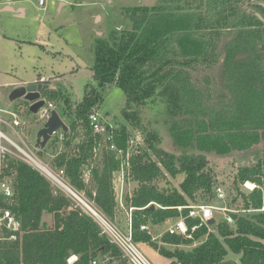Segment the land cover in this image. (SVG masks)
Returning <instances> with one entry per match:
<instances>
[{
	"label": "trees",
	"instance_id": "16d2710c",
	"mask_svg": "<svg viewBox=\"0 0 264 264\" xmlns=\"http://www.w3.org/2000/svg\"><path fill=\"white\" fill-rule=\"evenodd\" d=\"M244 1L157 0L152 6H124L121 18L129 26L111 28L107 37L96 38L90 67L95 82L86 84L84 96L74 107V118L67 123L68 130L62 131L64 148L54 155L52 164L63 170L69 185L82 191L110 219L118 208L113 176L121 160L109 148V141L92 132L88 122L105 85L122 90V114L135 125L140 121L137 109L160 99L174 118L169 128L172 136L180 139V146L192 143L203 152L227 153L264 139V21L259 17L264 16V8L254 5L263 15L246 13L239 9ZM232 28L236 31L226 44L221 69L229 96L218 99L206 85L194 82L193 71L216 60L213 54L218 56V40L224 30ZM238 53L245 57L237 59ZM203 81L207 83L208 78L203 77ZM56 92L46 89L43 96L58 98ZM58 108L63 119L68 118L63 104ZM117 124L111 142L126 150L129 133L125 125ZM57 136L52 138L53 145L59 140ZM158 140L155 131L146 132V148L129 159L128 176L137 183L125 197V205L132 208L133 240L156 249L169 259L167 264H264V156L237 169L233 180L234 198L240 196L241 208L253 210L251 215L232 213V223H214L217 233L209 232L190 250L158 247L146 231L140 230L143 223L158 224L185 215L187 209L179 211L176 206L195 201L198 192L215 196V173L205 154L175 156L159 148ZM148 150L158 162L149 160ZM162 168L173 177L183 174L178 188L159 189L154 184ZM87 171L89 177L85 179ZM1 177L8 179L12 195L8 203L0 200V204L11 210L19 227L1 229L0 264H91L93 260L97 263L99 256L125 261L93 218L38 170L7 154ZM245 181L255 184L248 193L239 189V183ZM44 212L51 214V225L41 221ZM193 223L196 220L186 219L188 227ZM206 232L205 225L194 231L192 238L166 232L161 241L190 244ZM228 250L239 255L238 261L224 259ZM72 256L76 259L69 261Z\"/></svg>",
	"mask_w": 264,
	"mask_h": 264
},
{
	"label": "rangeland",
	"instance_id": "374dc122",
	"mask_svg": "<svg viewBox=\"0 0 264 264\" xmlns=\"http://www.w3.org/2000/svg\"><path fill=\"white\" fill-rule=\"evenodd\" d=\"M251 2L264 5V0H251ZM155 3L157 0H46L44 5H39L38 0H0V116L11 121L12 117L4 111L12 109L18 113V119L21 121L19 126L21 128H17L18 133L4 124H1V131L24 150L34 153L43 165L57 172L59 169L54 167L52 159L60 149L64 148L61 142L63 140L57 136L58 145H53L52 140H49L43 148H35L36 133L44 122L38 118V114L29 111L27 100L23 98L10 100V92L15 87L33 82L46 83L49 89L57 91L58 98L56 96L50 100L55 106L63 104L68 118L62 120L67 124L70 118H74V107L84 96L86 84L95 82L90 67L94 61L96 38L107 37L111 28L123 29L129 26L128 22L121 18V9L124 6H152ZM5 4L11 5L12 10L3 8ZM244 7L254 10L250 3H244ZM19 8L23 9V12L19 11ZM235 31V28L224 30L225 34L219 38L215 51L218 56L213 54V59L216 60L209 66L198 65L193 71L194 82L197 85H206V89H209L211 94L218 99L229 96L221 69L224 65L226 44L233 38ZM236 57L240 59L243 55L238 53ZM203 77L208 78L207 83L203 81ZM101 92L102 99L96 107V112L115 126L117 123L125 125L129 137L134 135L130 143H128L129 138L127 140L129 157L146 148L144 139L148 131H155L158 134V147L167 153L178 156L181 153L202 152L208 159L209 167L215 173L216 183L221 185L225 191V199L217 200L215 196L209 198L208 195L198 192L195 201H190V205L210 204L226 207L234 210L237 215L254 213L253 210L248 211L241 208L240 196L234 198L236 189L233 186V180L237 169L255 164L264 156V139H260L246 149L232 150L227 153L203 152L192 143L180 146L177 142L180 139L174 138L169 128L174 118L173 116L170 118L171 116L160 99H155L150 105L137 109L140 121L138 125H135L127 121L122 114L125 100L119 87L111 84L105 85ZM214 103H217L216 99ZM57 110L60 109L57 108ZM36 118L38 120H35ZM78 138H74L75 141H78ZM2 142L13 153H17L15 147L4 139ZM100 147L96 148L98 154ZM37 149H41L39 151L43 157L38 154ZM147 153L149 160L158 162V158L150 150ZM61 176L66 180L64 175ZM88 177L89 174L85 176V179ZM182 178L183 174L173 177L162 168V173L154 180V184L159 189H174L179 187ZM113 179L117 188H121L122 185L124 187L120 189L121 191H117L118 208L115 217L113 219L107 217L126 232L131 224V210L125 205V197L132 192L137 183L129 178L127 167L116 171ZM251 184L254 183L250 181L239 183V189L248 193L253 189H250ZM53 186L64 192L60 185L55 183ZM79 192L85 195L82 191ZM75 204L80 206L77 202ZM215 217L222 218V213L216 212ZM41 221L51 225V214L44 212ZM175 222V218H167L158 224H144L148 225L151 232L149 235L158 247L165 246L172 250L176 247L190 250L203 241L209 232L217 233L215 224L207 228L204 235L195 238L190 244L176 245L162 242L161 237L166 233V229ZM138 246L145 257L155 263V251L157 250L148 244L138 243ZM238 258L239 255L230 250L224 257V259L235 261H238ZM96 261V264H129L126 259L124 261L122 258L111 259L99 256Z\"/></svg>",
	"mask_w": 264,
	"mask_h": 264
},
{
	"label": "built area",
	"instance_id": "2783aa9c",
	"mask_svg": "<svg viewBox=\"0 0 264 264\" xmlns=\"http://www.w3.org/2000/svg\"><path fill=\"white\" fill-rule=\"evenodd\" d=\"M46 0H38L39 5H44ZM53 109V104L51 102H45V104L39 108L37 114L38 118L42 119L43 122L47 120V118L51 114V110ZM1 111V109H0ZM10 117H12L11 121L4 119L0 116V200L5 203H8L10 197L12 195V188L7 178L1 177V168L4 162V158L7 154H13L17 158L21 159L31 167L38 170L41 174H43L53 185H60L62 189H64L65 194L73 200V202H77L81 208H83L97 223L100 228L102 234L106 235L111 243L116 245L121 251L123 257L129 264H156L151 262L138 246V243L133 240L132 232H131V224H129V228L126 232L122 231L119 227H117L100 209H98L92 202H90L86 197H84L78 190L69 185L61 175H63V170L59 169L57 172L53 171L49 167L45 166L48 170H43L39 165H37L36 160H41L32 152L24 150L18 144H16L13 140H11L8 136H6L1 131V124H4L8 127H18L21 124L20 119L13 111H4ZM88 122L90 128L94 134H99L105 141H109V148L115 152V155L121 159L120 169L123 167H127L129 170L130 161L127 148L123 150L121 148H117L113 142H111L114 135V124L109 123L107 120L102 118L97 112L96 109L88 114ZM55 134L58 135L60 139H63V133L61 130H58ZM134 135L129 137L128 143H130V139H133ZM5 140L7 143L16 148L17 153H13L8 147H6L2 140ZM128 147V146H127ZM19 153V154H18ZM42 163V162H41ZM50 169V170H49ZM119 169V170H120ZM88 172V171H87ZM88 176V173H86ZM247 185V183H246ZM250 186V184H249ZM255 184H251L250 189L254 188ZM214 195L217 200L225 199V191L221 187V185L217 184L213 189ZM176 208L181 211L186 208L187 212L185 215H180L176 222L170 225L166 232L170 234H178L182 235L186 238H192V233L196 231L202 225H205L206 228H210L214 223L219 221H225L227 223L233 222L234 210L228 209L226 207H218L210 204H195V205H181L176 206ZM132 210V208H129ZM216 212L222 213V218L217 219L215 217ZM192 218L196 220V223H193L190 227L186 224V219ZM210 219H214L213 224H209L208 221ZM19 227L18 221L15 219L11 210L4 204H0V235L1 229L7 228L10 230H17ZM140 230L146 231L148 234H151L149 231V227L147 224H141ZM12 239H15V235H11ZM91 264H96L95 260L91 262Z\"/></svg>",
	"mask_w": 264,
	"mask_h": 264
},
{
	"label": "water",
	"instance_id": "95a60500",
	"mask_svg": "<svg viewBox=\"0 0 264 264\" xmlns=\"http://www.w3.org/2000/svg\"><path fill=\"white\" fill-rule=\"evenodd\" d=\"M46 89H48L47 84L41 81L33 82L25 86H18L10 92L9 99L12 101L18 98L27 100L30 103L28 107L29 111L33 114H37L39 108L46 102L45 99L41 97ZM58 130L67 131L68 126L62 120L59 113L55 109H52L50 116L36 133L34 147L43 148L47 141H49ZM150 205L153 206L154 203ZM208 223L213 224L214 219H210Z\"/></svg>",
	"mask_w": 264,
	"mask_h": 264
},
{
	"label": "crops",
	"instance_id": "0c3cea01",
	"mask_svg": "<svg viewBox=\"0 0 264 264\" xmlns=\"http://www.w3.org/2000/svg\"><path fill=\"white\" fill-rule=\"evenodd\" d=\"M3 8H5V9H9V10H12V6L11 5H9V4H5L4 6H3ZM19 11H21V12H23V9H21V8H19ZM48 90H51V89H49L48 88ZM52 90H54V89H52ZM41 97L42 98H44L45 99V101L46 102H51L52 103V101L50 100V99H46L44 96H43V94L41 95ZM53 104V103H52ZM59 106H55L54 104H53V109H55L58 113H59V111L57 110V108H58ZM6 111H13V112H15L14 110H12V109H9V110H6ZM16 113V112H15ZM7 114V113H6ZM16 114H18V113H16ZM59 115H60V117L63 119V117L61 116V114L59 113ZM19 116V115H18ZM10 117V116H9ZM7 120H8V118H7ZM35 120H38L37 118L35 119ZM42 125H43V123H42ZM41 125V126H42ZM40 126V127H41ZM19 127V126H18ZM18 127H9V128H11L14 132H16V133H18L17 132V128ZM19 128H21V127H19ZM23 129V128H22ZM53 138V137H52ZM52 138L50 139V140H52ZM86 173H88V172H86ZM114 175H115V173H114ZM134 181V180H133ZM118 185V184H117ZM122 187H124V185H122L121 186V188H117V186L115 185V182H114V179H113V188H114V192H115V196H118V194H117V191L118 190H120V189H123ZM135 188V187H134ZM133 188V189H134ZM121 191V190H120ZM131 193L132 192H129L128 193V195H126V196H129V195H131ZM117 200V199H116ZM140 244H143V243H140ZM144 245V244H143ZM146 245V244H145ZM155 255H156V261H155V263L156 264H167L168 262H169V259L168 258H165V257H163L162 255H160L157 251H155ZM76 259V256H72L71 258H70V260L69 261H73V260H75Z\"/></svg>",
	"mask_w": 264,
	"mask_h": 264
},
{
	"label": "flooded vegetation",
	"instance_id": "af4514ba",
	"mask_svg": "<svg viewBox=\"0 0 264 264\" xmlns=\"http://www.w3.org/2000/svg\"><path fill=\"white\" fill-rule=\"evenodd\" d=\"M244 3H250L254 10H249L248 7H244ZM255 4H259V3H252L251 0H250V1L245 0L243 3H241V4L239 5V9L242 10V11H244V12H246V13L253 12V13H255V14L258 13V16H259V14H260V15H263L262 12H261L260 10L256 9V7L254 8V5H255ZM259 5H261V6L264 8V5H262V4H259ZM259 17L263 20V17H264V16H262V17L259 16ZM242 55H243V57H245V54H242ZM243 57H242V58H243ZM236 58H237V57H236Z\"/></svg>",
	"mask_w": 264,
	"mask_h": 264
},
{
	"label": "bare ground",
	"instance_id": "6f19581e",
	"mask_svg": "<svg viewBox=\"0 0 264 264\" xmlns=\"http://www.w3.org/2000/svg\"><path fill=\"white\" fill-rule=\"evenodd\" d=\"M37 165H39L41 167V169H45L48 170L47 168H45V165H43L40 161L36 160Z\"/></svg>",
	"mask_w": 264,
	"mask_h": 264
}]
</instances>
